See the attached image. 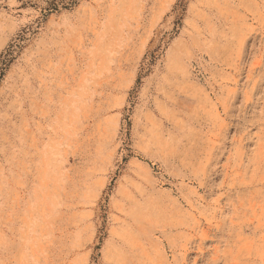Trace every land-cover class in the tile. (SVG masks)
<instances>
[{"label": "rangeland", "instance_id": "obj_1", "mask_svg": "<svg viewBox=\"0 0 264 264\" xmlns=\"http://www.w3.org/2000/svg\"><path fill=\"white\" fill-rule=\"evenodd\" d=\"M0 264H264V0H0Z\"/></svg>", "mask_w": 264, "mask_h": 264}]
</instances>
